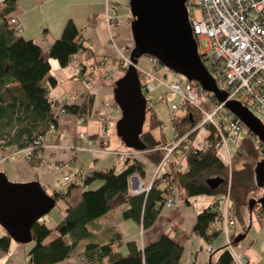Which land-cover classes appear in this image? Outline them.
I'll return each instance as SVG.
<instances>
[{"label":"trees","instance_id":"1","mask_svg":"<svg viewBox=\"0 0 264 264\" xmlns=\"http://www.w3.org/2000/svg\"><path fill=\"white\" fill-rule=\"evenodd\" d=\"M18 1L0 0V152L9 154L11 149L32 147L36 155L42 152V146L35 144L36 139L45 136L50 130L56 131L58 118L53 114L55 107L62 106L65 114L85 121L91 115L94 104V95L88 92L82 94L84 100L79 104L49 99L50 89L57 84L51 73V60L65 68L77 54L84 53L88 56L87 59L95 57L72 19L66 21L61 34L50 45L43 46L24 38L20 35L21 30L11 22L12 15L18 8ZM131 20L132 18L129 21ZM127 66V63L118 61V78L124 74ZM207 95L215 102L212 94ZM152 106H146L145 121L148 112H152ZM200 120V113L195 108L185 107L184 112L172 124L180 130L185 125L194 126ZM159 127L161 128V123L151 113L147 127L143 126L139 136V156L127 159L121 170L117 171L116 165L84 173L77 170V180L67 186L66 192L52 191L51 197L56 203L62 200L65 209L60 222L55 226H48L46 218L31 222L32 247L28 253L30 264H58L75 256L83 264H183L180 230L176 226H172L143 248L134 240H127L122 244V237L118 232L108 241L98 242L90 229L93 222L123 205L124 220L134 221L143 231L150 229L162 210L170 187L176 188L183 206L189 205L197 196H218L222 202L228 196L230 210L236 222V232L230 235L233 247L237 245L234 243L235 236L246 232L250 223L249 216L251 224L255 220L259 225H264L262 207L257 203L251 211L249 207L250 200H258L264 194V182H259L255 174L256 164L264 161V146L253 142V135L249 132L236 147L235 155L241 161L244 160L238 168L230 170L214 146L203 150L194 149L186 154L183 169L172 176L170 187H165L160 180H156L147 192L131 195L130 178L137 174L141 180H145L147 164L155 167L162 158L161 147L166 145L165 137L161 134L157 138L152 133ZM206 130L208 139L216 142L218 138L214 128L207 126ZM96 136L90 135V138ZM121 143L129 149L122 141ZM41 161L32 158L28 164L37 167ZM172 169L171 165L170 172ZM94 182L100 185L83 190L78 203H69L72 188H85ZM220 201L197 213L191 231L192 235L208 244L218 236V233L208 235L207 232L218 222ZM11 241L13 240L7 233L0 236V252H7ZM122 246L125 253L120 250ZM212 253L209 264H235L227 244Z\"/></svg>","mask_w":264,"mask_h":264},{"label":"built area","instance_id":"2","mask_svg":"<svg viewBox=\"0 0 264 264\" xmlns=\"http://www.w3.org/2000/svg\"><path fill=\"white\" fill-rule=\"evenodd\" d=\"M185 3L188 21L196 43L203 38L208 42V48L203 52L198 51V53L203 65L215 79L217 88L225 93L226 101L240 103L264 124V0H186ZM114 11V6H108L103 18L111 41H114V25L117 24L112 15ZM11 22L15 24L18 30H21L16 18H11ZM131 48L123 47L120 49L118 55L120 63H130ZM151 62L153 69L156 71L160 68L166 69L160 65L156 58L151 57ZM78 64L82 75H86L87 68L80 61H78ZM99 65L104 67V61L101 60ZM93 68L92 65L89 69L93 70ZM166 70L170 76L175 78L173 82L167 84L158 80L150 72L140 69L137 72L147 104L154 105L157 100V98L152 97V93L157 88V82L161 84V87H164L165 91L159 97L169 102L172 142L161 147L162 158L159 164L154 167L152 179L148 185L137 174L130 178L129 193L131 195L147 192L156 180H160L165 187H170L172 176L178 170L183 169L186 154L194 149L203 150L211 146L218 150L224 149L226 163L229 169L232 170L233 160L229 155L226 139L243 131L245 135L249 132L240 121L226 110V101L218 103L215 100V102H212L207 93L196 82L189 81L168 69ZM116 75L117 71L105 73L102 84L111 83L113 79L118 77ZM78 97L82 101L84 100L83 95L73 96L70 102L66 103L74 104ZM185 107L195 108L200 113L201 120L194 126L185 125L183 129L179 130L172 123L177 121L184 112ZM115 109L119 110L117 105L113 106V110ZM53 114L55 118H59L65 112L62 106H58L53 109ZM189 117L192 119L191 116ZM102 121L104 122L105 119ZM166 126L168 124L161 126V130ZM207 126L214 128L215 135L218 138L216 142L208 139V134L202 140H198V132ZM66 134H68L67 131ZM251 140L255 143L259 142L254 135ZM97 141L98 139L91 140L90 136L85 133H77L74 142L67 147L70 153L68 162H73L78 151L86 152L89 156H93L92 159H95L94 154L101 152V149L97 147ZM35 144L42 146V152L35 155L32 147L11 149L9 154L0 152V161L19 156H23L27 163L32 158L43 160L45 150L62 147L56 143L50 145L47 143L45 136H39ZM115 153L122 156L120 167L125 164L127 159H134L139 156L138 151L131 149H124L122 152L115 151ZM171 165L173 166L172 172L169 170ZM68 174L62 180L65 186L77 180L76 171H70ZM181 206V196L175 187H170L165 195L162 209L179 208ZM219 214L218 222L211 226L207 234L223 233L235 264H247V259L236 252L229 241L230 235L234 233L233 229H235L236 222L230 210L228 196L223 201ZM140 230H142L140 231L142 234L143 229L140 228ZM206 252H212L210 246L207 247Z\"/></svg>","mask_w":264,"mask_h":264},{"label":"crops","instance_id":"3","mask_svg":"<svg viewBox=\"0 0 264 264\" xmlns=\"http://www.w3.org/2000/svg\"><path fill=\"white\" fill-rule=\"evenodd\" d=\"M119 3L120 0H19L18 8L12 17L18 20L21 26V35L24 38L31 39L43 46L50 45L61 34L66 21L72 19L88 42V45H90L93 51V57L99 59V61H104V64L109 69H113L115 68L114 65L118 63L120 49L123 47L131 48L133 45L129 21L131 15L127 23L120 21L118 19ZM108 6L115 7V11L112 14L117 22L114 25L116 35L114 41L110 40L107 27L103 21ZM80 56L88 57L84 53L77 54L76 57L80 60ZM53 61L55 60H51L50 62L51 72L54 66ZM81 101V98L78 97L74 104H79ZM78 120L75 116L69 114L62 115L58 118L56 133L54 134L55 139L53 142L47 143L51 145L56 141V144L62 147L45 150L44 159L37 166L36 171L33 170V174L31 168L28 166L29 164L27 165V163H23L21 160L1 161L0 173H4L7 177H10L12 181L31 182L36 180L44 190L45 187L53 190L55 183L63 173L58 166L62 163H68L70 158L67 147L74 142L77 133L81 132ZM86 120L82 123L85 124ZM66 131L68 134H66ZM87 133L89 136L97 135L96 131H88ZM79 152L81 151L76 152L74 161L70 164L71 166L78 162L77 155ZM95 160L97 162V159ZM91 164L93 165L92 169L111 166L109 165L110 160L105 157H100L99 163ZM73 169L76 168L73 167ZM77 169L84 173L83 168L79 167ZM77 169L74 171H77ZM153 169L151 167L146 170V178L143 180L145 183H149L152 179ZM72 194L70 192V195ZM79 201L80 198L78 197L74 203H78ZM215 202V200L207 198L195 200L187 206L182 205L181 208L162 209L154 225L150 229L144 230L143 237L139 236V226L134 221L124 220L121 213L119 219H115V210L93 222L90 225V229L98 242L104 243L115 232H118L122 237V244L127 240H134L140 248H143L146 244L158 239L172 226H176L180 230L179 243L183 247L181 262L183 264H209L211 253H214L217 249L227 244L225 237H223L224 245L221 239L218 244L210 247L212 252L207 253L206 249L208 246L204 245V240L192 235L191 231L197 213L205 207L213 206ZM64 209L65 204L59 209L57 214L54 212L52 216L46 218L47 225L50 227L57 225L61 220ZM124 209L125 207L121 210L124 211ZM102 220L106 221L107 224H101L100 222ZM233 232H236V227L233 229ZM0 235H2L1 227ZM31 247L32 245L30 243L24 245L11 241L8 251L0 252V264H30L28 261V253ZM120 250L122 253H125L123 246ZM247 261L249 263L248 259ZM58 264L83 263L75 256L65 259Z\"/></svg>","mask_w":264,"mask_h":264},{"label":"water","instance_id":"4","mask_svg":"<svg viewBox=\"0 0 264 264\" xmlns=\"http://www.w3.org/2000/svg\"><path fill=\"white\" fill-rule=\"evenodd\" d=\"M186 0H129L132 20L130 30L133 45L124 74L113 89L114 103L121 117L116 123V133L129 149L138 151L147 101L137 73V62L142 56L156 58L160 65L189 81L196 82L203 91L215 97L218 103L226 101L215 79L203 65L197 43L188 21ZM225 108L264 146V124L248 109L235 101H226ZM255 174L264 182V161L256 164ZM259 204L264 212V194L250 200V211ZM56 201L38 181L12 183L0 173V226L14 242H31V222L48 215ZM246 232L237 234L234 243L243 241L251 227V216Z\"/></svg>","mask_w":264,"mask_h":264},{"label":"rangeland","instance_id":"5","mask_svg":"<svg viewBox=\"0 0 264 264\" xmlns=\"http://www.w3.org/2000/svg\"><path fill=\"white\" fill-rule=\"evenodd\" d=\"M128 3H129V0H120V3H119L120 6L118 9L119 10L118 19L120 21H123L124 23H127V20L130 18V11H129ZM19 32L21 35V31ZM197 47H198V51L200 52H203L204 50H206L208 48L207 40L205 38L200 39L197 43ZM77 60H79L78 57H75V59L65 68H61L58 65L57 61H53L54 66L52 67L51 73L57 80V84L56 86L50 89L48 93L49 99L53 101H58L60 103H63V102L69 103L72 96L74 95L80 96L86 92H90L91 94H93L94 95L93 109H92L91 115L87 118L86 123L85 124L82 123L83 120H81V118H77L76 116L75 117L79 119L78 125L82 133H85L88 135L87 133L88 131L97 132V136L93 138L94 140L98 139L97 147L101 149V152L98 151L99 153L94 154L95 159H97V162L98 163L100 162V157H105L110 160L109 165H116L117 171L121 170L122 168L120 167V163L122 161V156L120 154L115 153V151L119 152L120 150L122 152L123 151L122 149L125 148L124 145H122L120 138L118 137L116 133V123L119 121L121 114H120V110H117V109L113 110V106H115L113 105L114 103L113 86L118 77L113 79L112 82L109 84H102V78L105 73H110L111 71H117L116 76H118L119 74L118 73V63L114 65L115 68L109 69L107 65H105L104 67H100V65L98 64L99 59H96V58L87 59L85 56H80L79 61L81 62L82 65H84L87 68L86 75L81 76L80 68H79V64ZM92 65H95V66L93 70H90L89 68ZM136 68L142 71H145V72H150L158 80H161L165 82L166 84L171 83L175 80V78L170 76L167 73V70L164 68H160L157 71L154 70L152 67L151 57L149 56L140 57L138 59ZM89 78L90 80H88ZM160 85L161 84L157 82V88L152 93V97L157 98V100L152 106L151 113L155 116L157 121L161 123L162 127L165 124H168V126L164 127L162 130H161L162 127L156 128L152 131V133L157 138H160L161 134H163L166 140V144H170L172 142L171 124L169 122L171 111H170L169 102L164 101L162 98L159 97V95H161L165 91L164 87L163 86L161 87ZM199 102L200 100L198 101V103ZM151 113L148 112L146 116V121L144 123L145 128L147 127L149 123V117ZM98 117L99 119H97ZM103 119H105L104 122L102 121ZM55 133H56L55 130H50L45 135L46 141L53 142L55 139V135H54ZM207 134H208V131L206 130V128L200 130L197 135L198 140H202L204 137L207 136ZM244 135H245V132L243 131L239 134H234L226 139L227 147L229 150V155L231 156L233 160L232 168L234 167L238 168L244 162V160L243 161L240 160L241 158L239 156L235 155L236 147L238 146L241 138L244 137ZM219 154L221 158L226 161V154H225L224 149H220ZM92 158L93 156L91 157L89 156L88 153L82 151L78 153L77 155L78 162L75 165L73 164L71 166L70 165L71 162L62 163L59 166L57 165L63 171V173L60 179L55 183L54 185L55 187L53 190L59 193L66 192L67 186L63 184L62 180L69 175L68 173L70 171L73 172L79 167L83 168L84 172L90 171L93 168V165L91 163H94V164L97 163L96 160ZM11 160H21L23 163H27V161H25L23 156H19L16 158H9L6 161H11ZM28 166L31 168L32 174L34 172L33 170L36 171L37 169V167L35 166H31V165H28ZM73 167H75L76 169H73ZM150 168L151 166L147 164V170ZM7 179L12 183H27L24 181H12L10 180V177H7ZM99 185L100 183L94 182L85 188L84 187L72 188L70 192H72L73 194L69 196L68 201L71 204H76L74 202H76L78 197L81 198V193L83 190L94 189V188H97ZM53 190L47 189L45 187V191L48 194H51ZM207 198H210L215 201L221 200V198L218 196L202 195V196L195 197V199H193L191 203H193L195 200H203ZM64 204L65 203L62 200L58 201L54 209L48 215L42 218H48L49 216H52L54 212L55 214H57L59 209H61ZM219 205L221 206L220 208H222L223 202L220 201ZM123 207L125 206L123 205L115 209V212H114L115 219H119L120 213L122 216L123 210L121 209ZM171 208H178V207H170L167 209H171ZM100 223L105 224L106 221L102 220V222ZM1 229H2V235L0 236H3L4 234H6V231L2 227ZM140 231L142 230H140V227H139V236L143 237L144 231L142 234L140 233ZM223 237H225V235L220 232L218 233V236L216 237L217 239H214L215 241L213 240L210 244L204 241L205 242L204 245L210 246V247L213 245H216L219 243L221 239L223 241L224 239ZM225 241L227 242L226 237H225ZM229 241H230V238H229ZM30 244L32 245V243ZM224 244L225 242L223 241V245ZM234 249L236 250V252H239L242 256H244L246 259L249 260L248 264H264V225H259L255 220H253L245 239L241 241L240 243H238L237 245H235Z\"/></svg>","mask_w":264,"mask_h":264}]
</instances>
